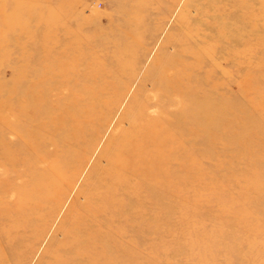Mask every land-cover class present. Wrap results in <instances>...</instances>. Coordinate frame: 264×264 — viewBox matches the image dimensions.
<instances>
[{
	"label": "rangeland",
	"instance_id": "obj_1",
	"mask_svg": "<svg viewBox=\"0 0 264 264\" xmlns=\"http://www.w3.org/2000/svg\"><path fill=\"white\" fill-rule=\"evenodd\" d=\"M188 1L0 0V99H5L8 95L18 100L29 99L25 92L30 87L32 97L47 89L46 98L55 100L59 95H67L66 89H70L66 83L70 85L79 82L81 86H94L97 92L107 84L101 101L110 106V109L99 106L102 116L96 121L98 124L101 121L103 127L95 136L96 140L90 149L85 150L89 135L85 144L77 148L82 161L79 162L77 157L71 168L77 167L80 172L68 187L65 197L60 202L59 194L53 195L41 214L44 217L32 227L31 236L40 238L32 245L31 252L28 250L30 241L27 240V233L4 254L9 258L0 253V264H264V161L256 165V168L252 162L255 155L264 152V100H260L253 92L245 95L242 89L245 86L242 82L245 73L241 69H231L233 79L226 83V90L232 97V103L228 99L226 104H233L234 115L240 122H245L244 128L233 127L229 133L235 137L221 136V142L211 144L212 146L208 143L216 137L214 134L217 130L214 128L210 132L204 131L201 142L203 145H196L204 153L201 163L202 170L206 171L204 184L213 187L217 195L209 198L208 192L200 189L202 201L195 203L198 204V209L180 218L177 211L165 214L164 209L172 201L179 205L185 201L192 204L194 192L190 180L187 178L183 189L177 186L175 190L171 184L182 179L183 173L180 175L172 171L166 182L164 175L159 176L158 180L157 177L146 180V183L152 182L150 188L145 186L147 194L143 191L140 193L144 203L136 201L133 207L141 214L139 223L136 224L138 226L131 227L134 223L124 230H129L128 235H133V242L139 244L138 254L128 247L125 251L108 249L105 258L87 260L72 254L70 246H67L69 238L80 237L82 234L79 236L80 233L76 231L72 237H63L60 231L72 204L85 203L84 197L79 193L84 183L95 182L94 178L89 180L94 167L107 166L103 153L111 137L129 128L127 116L132 110L131 103L133 102L134 111L146 97H152L151 101L154 103L151 81L148 79L145 83L147 79L144 80L143 76L159 56L161 62H164L166 57L176 55L175 44H167V41L179 37L181 27L198 17L195 8L205 2L191 0V5H187ZM228 9L231 10V7L228 6ZM237 13L257 20L258 27L248 34L246 41V38L240 37L233 46L234 50L240 56L243 49H246L247 53L244 54L249 57L251 64L264 69V0H252L238 8ZM202 20L210 19L203 17ZM238 26L241 31L245 29ZM61 40L62 45L58 44ZM64 42L69 44L68 48L65 46L64 49ZM221 67L229 68L224 64ZM52 70L53 78L43 82L45 71ZM55 71L56 74L60 72L59 75L55 76ZM60 75H64V79L69 78L62 81L64 85L55 86ZM155 75L156 72L152 74ZM217 77H220L219 73ZM141 82L145 84L140 88ZM224 90L225 87L219 91L220 94ZM253 90L264 91V81L257 83ZM118 95L120 101L117 99ZM248 98L253 99V103L257 102L261 110L252 113ZM6 104L8 103H0L3 113L8 108ZM16 104V101H12L14 107ZM148 112L154 116L157 109L151 108ZM212 114L213 111L209 114L210 117ZM4 117L10 118L8 112ZM225 120L222 117L221 122L224 123ZM1 136L8 142L17 140L7 129H3ZM177 153L174 150L168 152L167 168L177 159ZM71 171L72 169L69 174ZM162 178L163 183L158 186V181ZM169 184L171 194L162 192L161 189L166 191ZM255 189L257 192H254ZM10 194L9 200L13 199L12 193ZM215 202H219V206L227 205L228 210H220L219 213V206ZM76 212H70L67 222L74 220ZM48 213L49 216L46 217ZM177 222L179 224L174 231ZM2 223L3 220L0 219V227ZM191 232H194V242L183 243L182 236ZM2 237L0 236V240ZM177 242L182 245L178 246ZM75 247L74 253L78 250L77 245ZM188 251L194 253L190 254L195 257L186 258L190 256Z\"/></svg>",
	"mask_w": 264,
	"mask_h": 264
},
{
	"label": "bare ground",
	"instance_id": "obj_2",
	"mask_svg": "<svg viewBox=\"0 0 264 264\" xmlns=\"http://www.w3.org/2000/svg\"><path fill=\"white\" fill-rule=\"evenodd\" d=\"M229 1L205 0L202 6L196 7L198 17L181 27L178 38L167 41V44L170 42L175 44L176 55L166 57L164 62H161V56H159L143 76L144 80L147 79L145 83L148 79L151 81L154 103L151 101L152 97H146L136 111L133 109V102L131 103L132 110L127 116L129 128L111 137L103 153L107 166L94 167L89 180L94 178L95 182L84 183L79 193L84 197L85 203L74 202L60 227L63 237H72L76 231L80 233L79 236L82 234L80 237L69 238L67 241L72 254L95 261L105 258L108 255L106 252L108 249L125 251L128 247L138 254L139 244L133 242L134 236L128 235L129 230H124L134 223L131 227L138 226L136 224L139 223L141 214L133 207L136 201L144 203L140 193L143 191L147 194L148 189L146 190L145 186L148 185L150 188L152 182L146 183L148 179L157 177L158 180L159 176L164 175L166 182L172 171L180 175L183 173L182 179L171 184L173 190L179 186L183 189L187 178L190 180L194 192L192 204L185 200L181 205L172 201L164 209L165 214L173 210L177 211L180 218L198 209V204L195 203L202 201L199 195L200 189H205L209 198L217 195L213 187L204 184L206 171L201 168L204 153L196 145L202 144L204 131L210 132L214 128L217 130V132L214 131L216 137L208 143L211 145L221 142V136L222 138L235 137L229 133L233 127L244 128L245 122H240L234 115L233 104H226L228 99H231L232 103V97L226 90V83L233 79L231 69H241L245 73L242 81L245 85L242 88L245 95L253 92L260 100H264L263 90L258 92L253 90L257 83L264 81V69H261L259 65L251 64L249 57L244 54L247 53L246 49H243V53L238 56L233 47L240 37L246 38V41L248 34L257 30V20H251L248 15L241 16L237 13L238 8L252 0H231V3H228ZM191 3L189 0L186 4L191 5ZM211 11L214 12L210 14ZM225 11L226 14H224ZM203 17L210 20H202ZM238 25L245 29L239 30ZM61 26L63 27L62 24ZM61 42L62 40L58 41V44L62 45ZM64 43L65 49V46L69 44ZM60 62L63 63V61ZM221 64L228 65L229 68H222ZM155 72L156 77L152 76ZM53 73V70L45 71L42 81H50ZM217 73L220 77L216 78ZM57 74L55 71V76ZM61 77L55 86L64 85L62 81L69 78L64 79V75ZM78 83L70 85L66 83L70 89H66L67 95H59L55 100L46 98L47 89L32 97L30 87L26 94L24 93L25 96L30 97L29 99L18 100L10 95L0 99L1 104L8 103L6 104L8 108L4 109L7 110L5 113L8 112L10 115V118H5V113L0 108V219L3 220L0 227V236H3L0 240V253L3 256L27 233L30 238L27 239L30 241L28 250L31 252L32 245L40 238L33 237L30 233L35 222L42 220L40 218L44 216L41 214L53 195L59 194V201L63 200L68 187L72 185L80 172L77 167L71 168V164L77 157L80 159L79 162L82 161L77 148L85 144L89 135L85 150L90 149L96 140L95 136L103 127L102 122L98 124L96 120L102 116L101 108L110 109L107 102L101 101L102 92L106 91L107 84L99 88L97 92L96 88L94 86L91 88L90 84L81 86ZM145 83L141 82L140 88ZM223 87L225 90L220 94L219 91ZM119 95L118 101H120ZM12 101H16L15 107ZM253 101L248 98L251 112L260 111L259 104ZM116 102L113 101L114 104ZM113 103L111 105L114 106ZM151 108L157 109L156 115L152 116L148 112ZM212 111L213 116L210 117L209 114ZM221 116L226 119L224 123L221 122ZM226 121H228L227 124ZM3 129L15 135L16 142L6 141L1 136ZM170 150L178 152V157L167 168L166 160L168 161L167 154ZM263 161L264 152H260L255 155L252 162L255 163L256 168V165ZM186 163H188L187 166ZM70 169L72 171L69 174ZM254 170L256 172V169ZM255 172L252 173L254 177L257 176ZM161 183L163 178L158 181V186ZM171 186L169 184L166 191L162 189L161 191L171 194ZM254 192L257 190L255 189ZM10 193L13 197L11 200L8 199ZM215 204L219 206V202ZM72 210L77 211L75 218L67 222ZM218 210L219 213L220 210H228V206L220 204ZM48 216L49 213L46 217ZM178 224V222L175 224L174 231ZM193 235L194 232H191L182 236L183 243L194 242ZM175 240L177 241V237ZM76 245L78 250L74 253ZM191 251H188L189 254ZM191 254L186 258L195 257Z\"/></svg>",
	"mask_w": 264,
	"mask_h": 264
}]
</instances>
